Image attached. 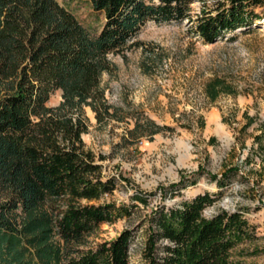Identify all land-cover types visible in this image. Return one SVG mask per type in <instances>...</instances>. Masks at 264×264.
I'll return each instance as SVG.
<instances>
[{
  "label": "trees",
  "instance_id": "1",
  "mask_svg": "<svg viewBox=\"0 0 264 264\" xmlns=\"http://www.w3.org/2000/svg\"><path fill=\"white\" fill-rule=\"evenodd\" d=\"M84 1L103 18L96 32L56 0H0V264H129L133 229L80 250L99 225L131 213L123 204H81L111 195L117 185L102 175L81 140L83 106L98 123L114 115L99 86L112 71L108 55L138 46L136 36L150 22L187 20L191 34L207 45L235 32L248 35L264 17V0H219L194 16L190 5L198 0ZM56 91L59 105L47 106ZM205 93L215 102L233 91L213 78ZM144 123L150 132L135 122L124 145L171 131ZM234 173L211 178L221 188ZM184 182L162 187L163 198L178 194ZM217 198L206 192L151 208L141 224L143 263L229 264V251L254 236L240 209L203 216ZM134 200L144 203L146 195L136 193Z\"/></svg>",
  "mask_w": 264,
  "mask_h": 264
},
{
  "label": "rangeland",
  "instance_id": "2",
  "mask_svg": "<svg viewBox=\"0 0 264 264\" xmlns=\"http://www.w3.org/2000/svg\"><path fill=\"white\" fill-rule=\"evenodd\" d=\"M56 1L90 32L100 29L103 18L86 1ZM216 1L192 3L190 15L212 8ZM190 25L185 20L143 26L135 39L138 46L107 58L112 71L102 75L99 86L113 118L98 123L89 107L81 108L86 126L82 149L101 165L102 175L117 182L111 195L81 204H123L131 210L129 217L99 225L84 240L82 251L133 229L129 264H144L139 254L145 237L141 224L151 208L208 192L218 198L204 217L240 209L252 228L254 238L229 251V264H264V17L248 35L235 32L207 45L191 34ZM213 78L233 94L220 93L211 102L205 87ZM60 101L56 91L47 106ZM145 119L171 131L142 135L124 145L135 122L145 134L150 132ZM228 169L235 173L218 188L211 176L221 178ZM182 177L185 188L163 198L160 189ZM136 193L146 195V202L134 200Z\"/></svg>",
  "mask_w": 264,
  "mask_h": 264
},
{
  "label": "built area",
  "instance_id": "3",
  "mask_svg": "<svg viewBox=\"0 0 264 264\" xmlns=\"http://www.w3.org/2000/svg\"><path fill=\"white\" fill-rule=\"evenodd\" d=\"M104 196H108V195H105V194H104Z\"/></svg>",
  "mask_w": 264,
  "mask_h": 264
}]
</instances>
